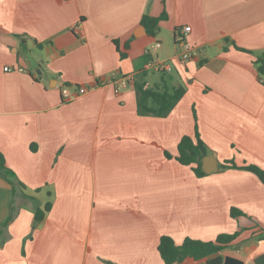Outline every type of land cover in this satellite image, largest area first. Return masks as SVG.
Here are the masks:
<instances>
[{
  "label": "crops",
  "instance_id": "obj_1",
  "mask_svg": "<svg viewBox=\"0 0 264 264\" xmlns=\"http://www.w3.org/2000/svg\"><path fill=\"white\" fill-rule=\"evenodd\" d=\"M163 13L149 35L142 17ZM185 27L198 55L181 66ZM258 56L264 0H0V153L15 178L0 176V264H164L162 236L235 232L217 256L264 264V185L222 168L264 170ZM127 76L119 94L102 84ZM137 84L184 93L164 116L140 114ZM63 86L91 90L65 101ZM196 132L217 168L203 177L176 160Z\"/></svg>",
  "mask_w": 264,
  "mask_h": 264
},
{
  "label": "trees",
  "instance_id": "obj_2",
  "mask_svg": "<svg viewBox=\"0 0 264 264\" xmlns=\"http://www.w3.org/2000/svg\"><path fill=\"white\" fill-rule=\"evenodd\" d=\"M165 19L166 15L164 13L157 18L144 15L141 19V25L147 30L149 35H154L158 23ZM241 51L250 53L244 50ZM253 64L256 67L259 79L264 83V56L255 57ZM159 90L158 86H156L154 90H149L144 88V84L136 85V91L138 93L137 105L140 114L164 116L184 93L182 88L175 89L171 94L160 92ZM149 102L152 103L151 106L148 105ZM195 140L194 142L189 137L182 138L178 145V156L176 160L183 166L191 167L193 173L197 177H203L205 174L202 171L201 160L208 155V149L200 140L197 132L195 133ZM222 168L243 169L251 172L264 185V170L257 166L249 165L239 168L234 163L230 162L228 165L222 166ZM11 174V171L5 167L4 158L0 153V176L13 187L15 178ZM50 206V203H47L44 206V211L39 209L36 210L37 221L43 218L44 212L48 211ZM230 213L232 218H236L238 215L242 214L240 211L234 209H232ZM238 235L237 232L233 234H221L214 241L209 242L185 239L180 246H177L171 238L162 236L158 244V253L164 264H179L186 259H192L196 262L206 259L205 264H222V257L217 256V254L228 248L230 243L233 242Z\"/></svg>",
  "mask_w": 264,
  "mask_h": 264
},
{
  "label": "built area",
  "instance_id": "obj_3",
  "mask_svg": "<svg viewBox=\"0 0 264 264\" xmlns=\"http://www.w3.org/2000/svg\"><path fill=\"white\" fill-rule=\"evenodd\" d=\"M191 31L190 27H185L181 31V36L179 38V43L181 46V53L178 55L176 61L179 65L184 66L186 62L192 58H195L198 55L197 50L194 47H191L185 40L186 35ZM160 47V43L155 42L150 47V50L154 51ZM147 70H153L159 73H171L173 70L172 63L165 61H153L150 62L147 67ZM4 71H10L9 68H4ZM18 71H22L18 69ZM133 77H121L114 78L109 77L107 79L102 80L103 85H112L114 94H119L123 89H125L128 85L133 83ZM74 89L71 90L70 87L63 86L61 89V95L65 101H71L77 96L85 94L87 91L91 90V88H86L83 86H75Z\"/></svg>",
  "mask_w": 264,
  "mask_h": 264
},
{
  "label": "water",
  "instance_id": "obj_4",
  "mask_svg": "<svg viewBox=\"0 0 264 264\" xmlns=\"http://www.w3.org/2000/svg\"><path fill=\"white\" fill-rule=\"evenodd\" d=\"M217 168L214 167V159L211 156H205L202 159V171L205 174H210L211 172L215 171ZM222 264H244L243 261L240 259L231 257V256H225Z\"/></svg>",
  "mask_w": 264,
  "mask_h": 264
},
{
  "label": "rangeland",
  "instance_id": "obj_5",
  "mask_svg": "<svg viewBox=\"0 0 264 264\" xmlns=\"http://www.w3.org/2000/svg\"><path fill=\"white\" fill-rule=\"evenodd\" d=\"M149 77H148V82L150 83V82H152V78H153V76H155L156 77V80L158 79V77H159V74L158 73H154V72H149V75H148ZM151 84V83H150Z\"/></svg>",
  "mask_w": 264,
  "mask_h": 264
}]
</instances>
